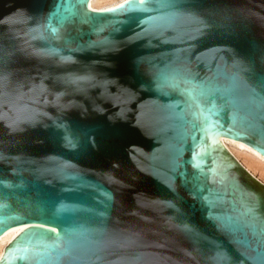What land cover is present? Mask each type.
<instances>
[{
	"label": "water",
	"instance_id": "obj_1",
	"mask_svg": "<svg viewBox=\"0 0 264 264\" xmlns=\"http://www.w3.org/2000/svg\"><path fill=\"white\" fill-rule=\"evenodd\" d=\"M0 0V264H264V0Z\"/></svg>",
	"mask_w": 264,
	"mask_h": 264
},
{
	"label": "bare ground",
	"instance_id": "obj_2",
	"mask_svg": "<svg viewBox=\"0 0 264 264\" xmlns=\"http://www.w3.org/2000/svg\"><path fill=\"white\" fill-rule=\"evenodd\" d=\"M127 0H90L89 8L93 10H104L117 7ZM236 159L257 179L264 183V159L259 158V153L249 147L235 141L222 138L220 140ZM18 234L12 233L0 237V258L4 249Z\"/></svg>",
	"mask_w": 264,
	"mask_h": 264
}]
</instances>
